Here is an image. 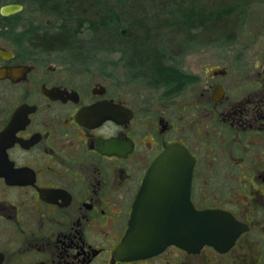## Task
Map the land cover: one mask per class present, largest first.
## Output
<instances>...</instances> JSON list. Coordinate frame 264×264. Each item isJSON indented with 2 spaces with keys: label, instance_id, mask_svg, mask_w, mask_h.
I'll list each match as a JSON object with an SVG mask.
<instances>
[{
  "label": "flooded vegetation",
  "instance_id": "af4514ba",
  "mask_svg": "<svg viewBox=\"0 0 264 264\" xmlns=\"http://www.w3.org/2000/svg\"><path fill=\"white\" fill-rule=\"evenodd\" d=\"M63 6L0 0V264H264V49L195 70L179 61L187 79L172 90L132 74L143 85L130 95L39 57L64 50L49 47L68 27L80 34ZM177 144L195 160L193 205L231 214L237 237L117 259L147 172Z\"/></svg>",
  "mask_w": 264,
  "mask_h": 264
},
{
  "label": "trees",
  "instance_id": "16d2710c",
  "mask_svg": "<svg viewBox=\"0 0 264 264\" xmlns=\"http://www.w3.org/2000/svg\"><path fill=\"white\" fill-rule=\"evenodd\" d=\"M252 1L64 0L70 6L59 8L81 21L78 28L84 29L88 23L92 31L90 44L78 41L75 32L80 29L66 26L68 31L59 34L56 46L51 44L49 49L59 47L83 54L88 48L92 58L101 51H117L133 74L149 86L181 88L187 73L178 62L200 46H232L245 23L246 6ZM128 28L141 29L143 35L125 34Z\"/></svg>",
  "mask_w": 264,
  "mask_h": 264
},
{
  "label": "water",
  "instance_id": "95a60500",
  "mask_svg": "<svg viewBox=\"0 0 264 264\" xmlns=\"http://www.w3.org/2000/svg\"><path fill=\"white\" fill-rule=\"evenodd\" d=\"M21 5L5 7V12ZM194 158L182 145H171L152 164L135 200L128 230L114 256L133 261L154 256L168 246L198 251L221 249L237 237V222L222 210H197L190 199Z\"/></svg>",
  "mask_w": 264,
  "mask_h": 264
},
{
  "label": "rangeland",
  "instance_id": "374dc122",
  "mask_svg": "<svg viewBox=\"0 0 264 264\" xmlns=\"http://www.w3.org/2000/svg\"><path fill=\"white\" fill-rule=\"evenodd\" d=\"M246 9L245 23L240 28L238 38L231 47L221 44L197 47L196 50L185 57L183 66L186 69L195 70L204 61H230L239 52H246L247 57L253 58L256 56V52L264 49V0H254L246 6ZM87 26L88 23L84 25V29H81L77 38L79 39L78 41H83L89 45L92 31ZM124 33L135 37L143 35V30L128 28L124 29ZM34 51L36 52L37 50L35 49ZM88 51L90 52V49L86 48L84 53L80 54L77 51L67 49L52 53L38 50L39 57L46 59V61H75V66L81 70L86 69L101 78L106 75L108 80H114L115 83L122 85L124 88L128 87L130 95L140 91V87L143 84H141L139 79L132 77L133 71L127 67L126 61L121 59L120 52L109 53L101 51L96 54L95 58H92Z\"/></svg>",
  "mask_w": 264,
  "mask_h": 264
}]
</instances>
